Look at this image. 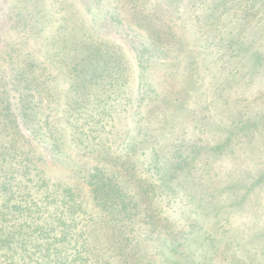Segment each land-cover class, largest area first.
<instances>
[{
	"label": "rangeland",
	"instance_id": "374dc122",
	"mask_svg": "<svg viewBox=\"0 0 264 264\" xmlns=\"http://www.w3.org/2000/svg\"><path fill=\"white\" fill-rule=\"evenodd\" d=\"M161 1L147 0L144 9L152 11V4ZM202 1L197 0L193 5L189 0H182L180 11L184 20L177 22L180 38L175 37L169 45L164 63L151 64L146 72L153 86L173 105L151 102L155 103L152 105L154 110L162 106L174 110L182 103L193 111L190 115L184 112L178 116L183 122L182 135L186 139L193 136L200 146H204L211 138L227 136L229 129L223 128L225 125H237L232 151L229 146L225 152L201 160V164H209L208 184L203 182L202 168L197 164L201 172H197L195 185L199 191L205 190L207 185L210 198L203 197L198 201L197 214H192L191 218L199 220L197 226L205 231L202 236L195 227L201 237L195 234L196 243L190 247L194 254L187 264L203 261L207 264H264V0ZM37 4L34 6L28 0H0V160L10 156L9 171L18 167L21 149L35 153V156L41 154L42 159L37 163L50 179L49 187L52 188L54 182H64L76 189L86 209L95 216L98 243L115 256L114 264H131L134 260L129 256L130 251L136 250L144 256L161 249V233L158 228L148 225L147 220L145 223L144 215L149 219V214L154 213L156 222H162L176 208V202L166 203L162 197L153 200L155 207L160 206L153 212L149 209L148 198L137 197L143 214L121 228L111 224L105 212L92 207L89 188L75 169L84 163L92 166L97 162L93 154L73 139L76 123H92L91 117L97 114V109H88V106L99 102V98L107 103H113L114 99L109 96L106 79L102 78L86 94L87 107H83L76 117L68 114L67 88L73 79L65 71L73 64L64 63L62 58L73 54L81 56L73 30L85 28V32L104 49H118V53L124 54L129 73L127 87L136 93L139 72L136 48L139 41L149 39L148 29L134 19L140 6H133L130 0H40ZM215 6L219 8L220 19L212 28L220 31L222 39L213 37L208 31L213 19L205 13ZM32 12L35 17L31 19ZM117 14L121 20L115 17ZM17 15L26 23H18ZM239 40L247 52L239 47ZM20 56L25 63H36L35 70L46 67L48 72L57 74L49 84L57 92L49 101L52 109L44 101L43 109L33 121L21 119L18 113L20 86L16 84L15 76L23 67ZM47 113L56 119L62 130L63 143L55 153L49 151V135L43 121ZM72 118L74 123L70 121ZM102 122L106 123V119ZM216 122L220 123V128L212 126ZM37 127H40L41 139L34 135ZM168 144L167 140L157 146L164 150L169 148ZM13 146H18L17 151L11 149ZM118 153L119 149L115 154ZM147 158L142 155L141 159L137 156L127 162V171H122V175L130 184L148 176ZM117 166L111 169L117 171ZM27 192L31 195L29 202L21 199V193L18 195L31 208L48 202L44 199L47 192L40 181ZM20 218V214L18 218L13 216L14 220L20 221ZM176 228L184 230L187 225L182 223ZM132 229L133 242L138 240L139 243L120 250L124 243L123 231L130 234ZM209 233L210 238L206 239ZM174 256L176 259L177 253ZM149 264H175V260L161 262L159 254L155 253Z\"/></svg>",
	"mask_w": 264,
	"mask_h": 264
},
{
	"label": "trees",
	"instance_id": "16d2710c",
	"mask_svg": "<svg viewBox=\"0 0 264 264\" xmlns=\"http://www.w3.org/2000/svg\"><path fill=\"white\" fill-rule=\"evenodd\" d=\"M28 1L35 6L40 0ZM99 1L102 0H97ZM130 1L133 6H140V11L134 19L143 23L149 36L146 41H139L136 48L138 51L135 59L139 68L136 93L127 87L129 73L124 54L118 53V49H104L102 44H98L85 32V28L73 30L75 43L82 51L81 56L73 54L62 58L64 63L73 64L65 71L73 79L67 88L70 99L67 103L68 114L76 117L83 107H87L84 99L86 94L93 90L92 86L98 85L102 78L106 79L109 96L114 99L113 103H107L103 98H99V102L88 106V109H97V114L91 117L92 123H76V135L73 139L93 154L97 163L92 166L84 163L77 166L75 171L89 188L92 207L96 206L105 212L111 224L119 228L132 223L135 216L143 214L137 197L148 198L149 209L153 212L160 207H155L153 200L162 197L166 203L175 201L176 208L163 218L162 222H156L154 213L149 214L150 220L144 215L145 223L148 221V225L159 229L161 249L144 256L133 250L129 252V256L134 260L131 264H149L155 253L159 254L161 262L171 263L175 260V264H187L190 256L194 254L190 247L196 243L195 227L201 231L202 236V231H205L197 226L199 220L196 217L191 218L192 214H197L196 207H200L198 201L203 197L210 198V189L206 191L207 185L203 191H199L195 185L197 172H201L200 168L203 182L208 184L209 180V164H201V160H209L211 156L225 152L229 146L232 151L237 125H225L223 128L229 129L227 136L211 138L204 146H200L193 136L186 139L182 135L183 122L178 120V116L184 112H189V115L193 113L191 109L182 103L176 105L174 110H167L164 106L153 109L152 105L155 103L151 102L169 105L170 101L149 81L147 68L151 64H163L170 51L169 45L175 37L180 38L177 34V22L184 20L180 11L183 3L182 0H163L152 4V11H149L146 7L144 9L147 0ZM189 2L196 5L197 0ZM218 11L219 8L215 6L205 14L213 19L209 22L210 35L222 39L220 31L212 28L217 25V19H220ZM119 15L115 17L121 20ZM17 17L18 23H26L23 18L18 15ZM34 17L32 12L31 19ZM238 43L239 47L247 52L245 46L241 45V40ZM21 56L20 63L23 67L15 76L16 84L20 86L18 113L21 119L33 121L43 109L44 101H47V107L52 109L49 101L55 98L57 92L55 87L49 84L54 79L53 75L57 77V74L48 72L46 67L37 71L36 63H25ZM109 66L112 67L111 70L108 69ZM63 74L65 75L64 72ZM76 96L77 99L81 96L83 98L77 100ZM175 97L177 99V96ZM105 119L106 123L102 122ZM39 121L40 118L37 122ZM43 121L49 135H46L50 141L49 151L58 152L63 143L62 130L50 113L45 115ZM70 121L75 122L74 118ZM219 125V122L212 124L215 128H220ZM40 133V127H37L34 132L37 139H41ZM167 140L169 148L159 149L157 145ZM11 149L17 151L18 146ZM117 149L119 153L115 154ZM201 153L205 155H200ZM19 155L21 159L18 167L9 171L7 169L10 167V156L0 160V264H114L115 256L98 243L95 216L86 209L76 189L64 182H54L50 188V179L44 175L43 169L37 163L42 159L41 154L35 156V153L21 149ZM142 155L148 156L145 169L149 174L130 184L122 175V171H127L129 160L137 156L141 159ZM11 157L15 159L14 155ZM197 164L201 167L197 168ZM113 166H117L118 170L111 169ZM39 181L47 192L44 199L48 202L44 206L31 208L21 199L25 202L31 201V195L27 191ZM18 193H21V199ZM202 208L204 209V204ZM18 214L21 216L20 221L13 219V216L18 218ZM152 218L154 220H151ZM182 223L186 224L187 228H176ZM132 233L133 229L131 236L123 231L124 243L121 244L120 250L130 244L139 243L138 240L133 242ZM210 235L207 234L206 239L210 238ZM176 253L178 256L175 259ZM193 264H207V261Z\"/></svg>",
	"mask_w": 264,
	"mask_h": 264
}]
</instances>
